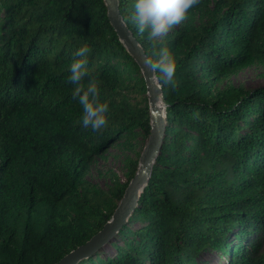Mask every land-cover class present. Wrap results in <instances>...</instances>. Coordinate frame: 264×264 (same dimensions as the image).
Returning a JSON list of instances; mask_svg holds the SVG:
<instances>
[{"label":"trees","instance_id":"trees-1","mask_svg":"<svg viewBox=\"0 0 264 264\" xmlns=\"http://www.w3.org/2000/svg\"><path fill=\"white\" fill-rule=\"evenodd\" d=\"M117 1L125 20L135 0ZM85 43L109 104L100 132L82 126L68 82ZM155 43L177 59L175 86L157 82L163 144L126 223L76 264H264V86L230 82L264 66V0H200ZM143 94L103 0H0V264H55L110 221L138 161L109 191L87 178L115 145L148 138Z\"/></svg>","mask_w":264,"mask_h":264},{"label":"clouds","instance_id":"clouds-1","mask_svg":"<svg viewBox=\"0 0 264 264\" xmlns=\"http://www.w3.org/2000/svg\"><path fill=\"white\" fill-rule=\"evenodd\" d=\"M199 3L200 0H135L130 17L122 21L126 24L130 20L140 35L146 34V39L153 42L152 56L155 59L146 56L145 64L161 86H175L177 59L168 47L157 48L155 42L185 21L189 11ZM91 51L85 43L73 53L68 82L75 86L73 96L82 106V126L100 132L108 125L109 104L101 101L100 81L89 71Z\"/></svg>","mask_w":264,"mask_h":264},{"label":"water","instance_id":"water-1","mask_svg":"<svg viewBox=\"0 0 264 264\" xmlns=\"http://www.w3.org/2000/svg\"><path fill=\"white\" fill-rule=\"evenodd\" d=\"M103 2L107 9V19L111 28L141 71L148 102L150 132L138 161L137 172L127 185L110 221L85 245L69 253L55 264H76L104 246L121 229L137 205V200L148 180L152 165L160 152L165 135V115L164 117L160 116L157 105L161 101V90L157 81L154 80V74L145 64V52L122 22L118 1L103 0Z\"/></svg>","mask_w":264,"mask_h":264},{"label":"rangeland","instance_id":"rangeland-1","mask_svg":"<svg viewBox=\"0 0 264 264\" xmlns=\"http://www.w3.org/2000/svg\"><path fill=\"white\" fill-rule=\"evenodd\" d=\"M181 24L172 28H178ZM230 82L246 91L253 90L264 86V66L254 65L242 69L230 76ZM146 98L143 94L141 99ZM139 97L136 98L138 100ZM147 139L142 137L137 138L132 142L133 147L124 148L121 144H117L110 149L107 156L95 160L92 164L87 181L89 184L97 186L100 190L106 192L117 185L125 182L127 176L126 163L130 159L132 161H139L142 150L146 144Z\"/></svg>","mask_w":264,"mask_h":264},{"label":"bare ground","instance_id":"bare-ground-1","mask_svg":"<svg viewBox=\"0 0 264 264\" xmlns=\"http://www.w3.org/2000/svg\"><path fill=\"white\" fill-rule=\"evenodd\" d=\"M157 105H158V109H159L160 116L161 117H164V108L162 107L164 105H162L161 101H159Z\"/></svg>","mask_w":264,"mask_h":264}]
</instances>
